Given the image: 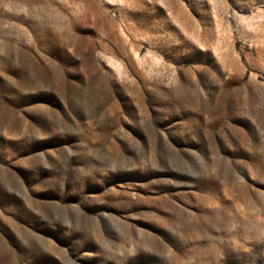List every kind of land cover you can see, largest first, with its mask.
Segmentation results:
<instances>
[{"label": "rangeland", "instance_id": "374dc122", "mask_svg": "<svg viewBox=\"0 0 264 264\" xmlns=\"http://www.w3.org/2000/svg\"><path fill=\"white\" fill-rule=\"evenodd\" d=\"M0 264H264V0H0Z\"/></svg>", "mask_w": 264, "mask_h": 264}]
</instances>
